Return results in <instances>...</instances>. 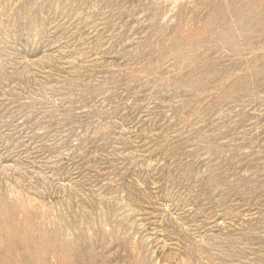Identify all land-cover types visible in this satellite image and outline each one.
<instances>
[{
    "label": "rangeland",
    "instance_id": "1",
    "mask_svg": "<svg viewBox=\"0 0 264 264\" xmlns=\"http://www.w3.org/2000/svg\"><path fill=\"white\" fill-rule=\"evenodd\" d=\"M0 264H264V0H0Z\"/></svg>",
    "mask_w": 264,
    "mask_h": 264
}]
</instances>
